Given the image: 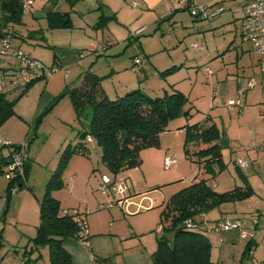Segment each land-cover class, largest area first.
Returning <instances> with one entry per match:
<instances>
[{"label":"rangeland","instance_id":"374dc122","mask_svg":"<svg viewBox=\"0 0 264 264\" xmlns=\"http://www.w3.org/2000/svg\"><path fill=\"white\" fill-rule=\"evenodd\" d=\"M43 1L33 0L34 10L39 9ZM98 1L101 4L104 3L103 12L105 15L113 17L102 28L97 29L95 24L92 27L86 24L87 35L90 30L93 34L98 32L100 35L98 40L94 38V35L92 38H84L82 31L77 28V25L83 26L87 23L85 18L90 19L92 16V9L99 4L98 2L97 6H94V0H78L76 2L75 5L82 8L85 13L80 16L75 12L76 10L73 12L74 28L72 23V28L66 29L70 32L51 29L45 32L43 39L49 40L50 46L52 44L68 46V43H78L76 44L78 47H84L89 40L91 43L89 44L94 46V50H97L99 46L110 45L108 51L112 49L111 54L105 51L106 54L96 58L91 54L87 55L93 51L91 48H83L84 52L81 53L84 55L79 58L82 62L80 64H86L89 61L86 64L87 67L93 62L91 64L92 71L102 78L100 83L106 88L108 87L109 90L112 88V84L116 85L118 81L122 82L127 78L131 82H136L137 89L139 88L143 94L150 97H160L164 94L163 92L170 93L173 90L182 92L188 100L184 110L191 109V116L186 119L179 115L171 119L167 123L166 129L159 135L158 146L145 149L139 156L141 157L140 166L118 175L124 178L128 187L127 194H137L128 198L120 207L116 205L115 197L110 192L103 194L100 190L101 175L105 174L111 179L114 176L102 165L100 147L92 138L86 136L81 141L84 155L72 154L66 159L63 167H60L65 147L69 144L76 146L80 143L79 136L76 134L86 131L91 118L90 112L87 110L78 119L70 98L67 95L60 96V94L66 86L77 81L86 71L82 70V66L77 65L78 74L81 75L78 76L77 72L72 71L73 69L70 71L57 66L53 68L45 63V67L54 70L51 77L36 80L34 84L29 85L26 93L22 98L17 99L15 104L14 112L19 116L21 113L28 119V122L25 123L26 131L21 136L22 142L18 143L27 145L29 158L26 162H28L30 172L27 174L28 185L23 186L21 190L26 189L28 196L26 199L14 201L10 212H8L12 227L6 229L4 235L8 236L6 240L10 243H3L5 247L4 245L0 247V264H20L22 250H19V253H14L13 250L18 246L25 247L29 237L36 235V224L39 223L40 217L38 199L41 200L51 175L59 168H62L60 185L52 191L51 195L57 197L61 205L75 203L76 207L82 208L81 210L87 208L91 211L100 207L99 211L87 213V210H84L82 212L86 213L85 217L91 222L98 220L99 226H104V229H108L112 214L115 218V221L110 225L112 228L121 229L120 231L123 232L129 223L140 229L143 238L153 243L156 242V236L163 235L157 227L162 211L160 203L168 200L173 193L188 186L198 173L196 159L190 160L184 154L182 127L204 122L206 116H209L219 129L221 135L220 154L226 164L224 170L217 174L212 182L214 192L223 193L236 186L248 185L253 191L249 199L235 204V212L224 215L231 219L236 216L235 219L240 220L246 230L251 229L250 222H254V219H260L259 225L263 226L264 90L260 84L259 57L250 51L248 42L241 41V25L234 22L223 27L218 25L220 20H223L220 18L221 15L225 16L230 12L228 9L221 15L205 20L190 16L189 8L205 6V4L195 5L192 0H162V3L157 4L154 8L143 4L142 0ZM200 1L207 2V0ZM67 2L69 4V1ZM70 6L73 7L71 4ZM215 9H217V5L209 11ZM165 12H168L169 15L173 13V15L163 21H157L155 17ZM24 13H26L25 16L28 15L27 22L29 24L26 23L36 27L37 24L31 21V13L26 10ZM137 30H141V32L135 35ZM231 39L236 40L235 47L242 43L245 44L243 49H235L233 45H230ZM13 42L25 50L37 47L33 46V43L29 44L30 42L20 43L17 39H13ZM194 44L198 50L191 48ZM229 46L230 50L228 51ZM52 49L50 52L46 48L40 50H44V54L51 58L53 56ZM216 52L219 53L218 56ZM134 59H139L141 62L138 68L140 71L132 69ZM8 61L10 60L0 61V68L6 69L9 66L8 63L12 62ZM113 65L116 72L117 70L119 72L114 71L110 74ZM173 67L178 69L165 76L161 75L162 72ZM49 80L51 82L47 85ZM251 80H255L257 85L247 90L244 100H261L260 107L262 108L261 111H257L258 116L255 117L254 112L250 113L251 115L246 113L247 108L253 110L257 107V105H246V101H243L245 104L241 110L226 109L224 103L236 99V89L246 88ZM55 83H58V86H55ZM19 92L13 91L9 99H15ZM15 116L7 120L1 128L12 131L13 122H17L18 126L19 124L23 126ZM13 131H15L14 136L18 137L19 128L16 127ZM164 157L173 158L176 163L170 168L164 169ZM237 161H241L245 167L238 169ZM0 168V182H3L6 188L9 181L7 165H0ZM16 187H11L9 193H6L5 202L8 198L19 196L21 190ZM143 196L158 197L156 203L158 206L139 215L125 216L123 212L129 213L128 204L125 205L126 202L138 201L139 197ZM30 198L32 199L30 200ZM108 204H112V207L108 208ZM130 208L131 211L134 209ZM217 210L214 209L205 216L208 221L205 234L210 244V260L217 261L218 248L229 245L230 247L223 250L221 254L224 258L221 264H241L242 254L240 253L250 238H240V232L244 228L239 231L230 230L239 232L237 243L235 245L228 243L220 245L219 237L223 233L208 230L214 225L213 220L217 216ZM261 231L263 233L255 236L258 244L251 254L260 264H264V230ZM246 232L248 233V231ZM168 238L170 239L171 236ZM12 245L15 247H11ZM46 249V246L40 248L42 257L37 263L49 264L47 262L48 250Z\"/></svg>","mask_w":264,"mask_h":264},{"label":"trees","instance_id":"16d2710c","mask_svg":"<svg viewBox=\"0 0 264 264\" xmlns=\"http://www.w3.org/2000/svg\"><path fill=\"white\" fill-rule=\"evenodd\" d=\"M69 2L74 6L77 0H69ZM205 6L211 13L212 11L209 9H212L213 5ZM103 7L100 2L96 7L100 12L95 24L97 29L104 27L109 19H113L112 16L105 15ZM25 9L22 0L0 1V39L9 37L13 42L15 36L6 29L10 24H22ZM46 19L49 29L72 28L70 13L49 11L46 13ZM37 34H39V30L30 32L26 38L36 40ZM103 52L97 53L95 51L94 53L95 56H99ZM8 59L12 62L8 63L9 66L6 69L0 68V75L17 70L18 62L15 58L0 57V60ZM139 66L136 68L133 63L135 71H140ZM175 69L178 68L173 67L162 72L161 75L165 76ZM39 79L42 77L32 78L15 99H9L14 90L0 93V128L7 120L16 115L14 111L17 99L22 98L29 85L34 84ZM101 80V77L87 70L74 86H66L60 96L67 95L70 98L78 119L85 111L89 110L91 118L88 128L84 132L85 137L89 136L96 142L101 150L100 161L102 165L114 177H117L130 169L139 167L141 151L158 146L159 135L166 129L167 123L179 115L188 119L191 116V109L184 110V106L188 103L187 97L177 90L170 93L163 92L164 94L160 97H150L136 88L122 96L109 99L102 83H100ZM182 128L184 130V154L190 160L196 159L198 173L188 186L173 193L161 206L162 211L159 215L158 225L160 227L159 232H162L163 235H157V248L150 258L153 264H214L217 262L210 260V244L205 234L208 221L204 219L205 216L214 209H221L224 204L233 205L229 206L226 211L221 209L222 214H232L236 209L235 204L249 199L253 191L248 185L236 186L223 193L214 192L212 182L215 176L224 170L226 164L223 162L222 154H220V132L209 116H206L204 122L185 125ZM77 135L80 136L81 132ZM81 141L76 146L69 144L65 147L66 149L61 156L60 167H63L66 159L72 154H85L83 147H81ZM19 146L20 144L11 142L10 146L4 147L11 149V156L14 149ZM10 156L3 160L5 165L8 164ZM61 169L53 172L39 202L40 217L36 235L28 241L27 246L17 247L13 250L14 253H19V250H22L20 264H37L40 256L33 258V254L44 246L48 249L49 264H72L70 254L63 249L64 240L73 237L86 242L89 239V235L88 238H83L80 235V222L85 221V213L79 211L73 213L74 210L62 211L58 200L51 195L52 191L60 185ZM28 173V162H26L24 174H22L23 178L17 176L10 178L7 192L9 193L13 186L18 188L25 185ZM127 196L130 198L128 194ZM226 219L234 220L235 218ZM218 221L221 220L214 219L213 223ZM257 227L258 224L254 226V228ZM168 236L171 238L169 239ZM255 236L247 240L242 253L241 264H255L253 257L248 256V253H251L255 246L253 245ZM92 262L94 264V261Z\"/></svg>","mask_w":264,"mask_h":264},{"label":"crops","instance_id":"0c3cea01","mask_svg":"<svg viewBox=\"0 0 264 264\" xmlns=\"http://www.w3.org/2000/svg\"><path fill=\"white\" fill-rule=\"evenodd\" d=\"M22 1H23V3L26 2L28 4V8H26L25 10L28 11L29 13H31V18H32L31 21L34 24H37L38 27L37 26L35 27V25H28L29 24L27 22V20H28L27 16L28 15L25 16L26 13H24L23 18H22V22H21L22 24L21 25L10 24V25H8L6 31H9L11 34H13V36L16 37V38L14 37V39H17L20 43L30 42L29 44L33 43L32 45L37 46V47L36 48L34 47L32 49H27V50H25L21 47L19 49H23L25 52H28L32 57L36 58V60H39L44 65L46 63V64L50 65V67L52 66L53 68L57 66L59 68H66L67 70H70V71L73 69L72 71L77 72V74H78L77 67H76L78 65V66H82L81 68L83 71L89 70V71L93 72L95 75H97L94 71H92L93 68H92L91 64H93V62L89 66L86 67V64L89 63V61L86 64L85 63L80 64L82 62L80 61L79 56H78L81 54V52H84L82 50L83 48H91V50H93V51L87 53V55L91 54V55L95 56L94 52L96 50L93 49L94 48L93 45H90L91 43L89 42V40H88V42L85 43L87 45H84V47H78V46H76V44H78V43H74V44L68 43V46L56 45V44H52L50 46L49 40L45 41L44 39H41L46 31L51 30L48 28V22H46L47 21V19H46V13L47 12L53 11V12L70 13L71 21L73 23V16H72L73 12L76 10L75 11L76 13L80 14V16H83L84 15L83 13H85V11L82 8H80L76 5H74V6L72 5L73 7L71 8V6H70L71 3L69 2V4H68V2H67L69 0H44L42 2V4L40 5L39 9L34 10L33 0H22ZM142 1H143V4L148 5L150 8H154L155 6H157V4L162 3V0H142ZM192 1H194L195 5L196 4L197 5H203V4L206 5L207 4L209 6L210 5H213V6L217 5V8H219V7L223 8V11L220 14H217V16L221 15L222 13H224L228 9L230 12L228 14H225V16L221 15L222 17H220V18H223V20H220L221 22L218 24V25H220V27H223L225 25L227 26L228 24H230L232 22L239 24V26L240 25L243 26V23H244V14H243L244 10H243V8H244L245 4L248 2V0H207V2H205V3H204V1H200V0H192ZM98 2H99L98 0H94V2H93L94 6H97ZM96 10H97L96 7L94 9H92L93 14H92V16H90V19H86V18L84 19L87 22V23H85V25H83V26L77 25V28L82 31L84 38L85 37L92 38V35H94V38H96L97 40L99 39L100 35L98 32H95V34H93V33H91V30H90V32H88L89 35H87V33H86L87 32L86 24H88L92 27L98 21L97 19L99 18L100 12L98 10L96 12ZM172 15H173V13H171L169 15L168 12H165L162 14H158L157 17H155V18L157 21L160 22V21H163L164 19H166L167 17H170ZM73 28H74V23H73ZM38 30H39V34H37L36 40L31 39V38L30 39L26 38L27 34H29L30 32L32 33L34 31H38ZM57 30L63 31V32H65V31L70 32V31H67L66 29H57ZM73 39H75V38H73ZM80 40L84 41L83 39H80ZM231 40H232V42L231 41L230 42L232 44L230 43V45L234 46L236 40L235 39H231ZM241 41L243 43L248 42L247 40L245 41L243 39H241ZM243 43L239 44L236 47L234 46V48L235 49L241 48V50H242L244 45H245ZM109 46L110 45H107V47H103L104 48L103 54H106L105 51H107L108 54H111L112 49L108 51ZM99 47H97V48H99ZM44 48L49 49L48 52H50V49L53 48L52 49L53 56L51 58H48V56H46L44 54V50H40V49H44ZM249 48L251 49L250 51L253 52L251 44H250ZM197 50H198V48H197ZM227 50L228 51L230 50V46L228 47ZM216 53L218 56L219 53L218 52H216ZM96 57H97V55L95 56V58ZM8 60H10V59H8ZM0 61L3 62L6 60H0ZM10 61H12V60H10ZM10 61H8V62H10ZM140 65H141V62H140ZM132 67H133V64H132ZM110 70H111L110 74L113 73L114 71L116 72L114 65H113V68ZM117 72H119V70H117ZM79 75H80V73L78 74V76ZM80 78L77 81H75L74 83H72L70 86H74L80 80ZM50 80L48 81L47 85L50 84V82H51ZM57 84L58 83H55L54 85L58 86ZM111 86H112V88L109 90V89H107L108 87L106 88L102 84V87H103V89H104V91H105V93L109 99H114L116 97L123 95L124 93H127L130 90L137 88L136 82L135 83L133 81L131 82L127 78H125V80H123L122 82L118 81V83L116 85L112 84ZM245 101H246V105H248V106L257 105V107L253 108V110H250L247 108L246 113L248 115H251L250 113L254 112L253 115H255V117L258 116L257 111L258 110L261 111V108H262V107H260L261 106V102H260L261 100H249V101L245 100ZM226 109H228V108H226ZM15 114H16L15 117L20 121V123H22L23 126H21L20 124L18 126L17 122H13L12 123V125H13L12 131H9V130L7 131L4 128H0V165H2V166L5 165L3 160L10 156L11 149L8 147L2 146L1 141L6 140V141L12 142L13 144H18V143L22 142L21 136H23L24 132L26 131V126H25L26 124L25 123L28 122V119L25 118L24 115H22L21 113H19L21 116H19L16 112H15ZM32 119H33V117H32ZM16 127H18L19 131H20V133H18L19 135L17 134L18 137L14 136L15 131H13V129ZM2 129H4V130H2ZM144 151H145V149L142 150L141 153H143ZM141 153H140V155H141ZM164 158H166V157H164ZM29 172H30V168H29ZM27 185H28V178L26 180V184L23 186H27ZM23 186L18 187L19 190H21L23 188ZM7 187H8V185H7ZM7 187L5 188L4 183L0 182V247L4 244H8V242L10 243V241L6 240V239H8V236L4 235V232L6 229H8V228L10 229L12 227L11 226L12 224H10L11 220L9 219L10 213H8V212H10L11 207L14 204V201H19V199H22V198L26 199V197L28 196V192L26 191V189L21 190V191H19V194H18L19 196L15 197V198L12 197L13 199L8 198L6 200L7 202H5L4 197H5L6 193H8ZM136 195L137 194L129 195V196L131 197V196H136ZM58 198H60V197L58 196ZM31 199L32 198H30V200ZM54 199H56V200H58V202H60L59 199H57V197H54ZM158 199H159L158 197L143 196L141 198L139 197L138 201H133V200L128 201V202H126L125 205L128 204L127 210H129V213L123 212V214L128 217V216L139 215L144 211H150V210H152V208H156L158 206V205L156 206ZM38 202H40V199H38ZM164 202L165 201H162L160 203L161 206L163 205ZM227 205L224 204L223 206H221V209L226 211V210H228V207L233 205V204H227ZM130 207H132L134 209L131 211ZM60 209L62 211L75 210V211H79L80 213H83L82 211H84V210L85 211L90 210L87 208L81 210L82 208L80 206L76 207L75 203L62 204V205L60 204ZM221 209H218L220 212L217 210L218 213H217V216L215 219L224 220L226 218H231V217H226V215L222 214ZM84 219H85V223L87 224V227H88L89 239L86 242H82L76 238L69 237V238H66L63 242V247H64L63 249H65L70 254V256H71L70 261H72V264H91V260L94 261V264H153V261L150 257L157 248V245H156L157 244V236H156V242L153 243L152 241L143 238L144 236L142 233H140V229L137 228L136 226L133 227L129 223L127 225V228L125 227V230H123V232L120 231L121 229L112 228L110 225L113 221H115V218L112 216V214L110 215L111 221H109L110 224L108 226V229H104V226H99V224L97 222L98 220L91 222V220L86 218V217ZM204 219H206V218H204ZM261 222H263V221H261ZM158 223H159V221H158ZM259 223H260V219L259 220L254 219V222L253 221L250 222L249 227L252 228ZM38 224H36V225L38 226ZM157 227H158V229H160L158 224H157ZM122 229H124V228H122ZM260 233H263V231H261V229L258 230L256 235H258ZM238 235H239V232H237V231H228L225 233L223 232V234H220V237H219V240H221V241H219L220 245H226L227 243L235 245L238 241ZM29 238L32 239L33 237H29ZM217 238H218V236H217ZM257 244H258V241L255 240L253 242V245L256 246ZM25 246H27V244ZM237 246H238V244H237ZM255 246L253 247V250L255 249ZM4 247H5V245H4ZM11 247H15V245H12ZM228 247H230V246L229 245L220 246L218 248L219 249L218 255L216 254L217 255V261H213V262L223 263L224 258L221 256V254H222L223 250L228 249ZM18 248H20V246H18ZM244 248L245 247H243L242 253L244 251ZM234 249H236V247H234ZM46 250H48V249H46ZM242 253H240V254H242ZM38 255L40 256V258L42 257V251L40 249L38 252L33 254V258L37 257ZM255 259L256 258L253 257V263L260 264L257 261V259H256V261H255ZM48 261H49V258H48ZM37 264H39V263H37Z\"/></svg>","mask_w":264,"mask_h":264},{"label":"built area","instance_id":"2783aa9c","mask_svg":"<svg viewBox=\"0 0 264 264\" xmlns=\"http://www.w3.org/2000/svg\"><path fill=\"white\" fill-rule=\"evenodd\" d=\"M135 5V4H134ZM133 5V6H134ZM24 6L28 8V4L24 2ZM244 23L242 27L241 39L247 40L252 47V51L259 57V65L261 69V79L260 84L264 90V0H248L244 6ZM223 11L221 7L208 12L206 6L203 7H193L190 9V16L201 19H209L215 17L217 14H220ZM141 30H137L135 35H138ZM193 50H197V46L194 44L191 47ZM97 53H102L104 51L103 47H99ZM84 53L79 55V58H82ZM0 57L9 58L13 57L18 62L17 70L12 71L11 73H5L0 75V93H7L8 91H21L26 85L36 76H41L42 78L49 79L54 70H50L43 63L22 49H19L9 37L0 39ZM134 66L137 68L140 65L139 59H134ZM257 85L255 80H251L248 83L246 88L239 87L237 90V97L235 100H228L224 103V106L229 110H241L245 104L244 96L246 95L247 90L254 88ZM3 146H10V141H1ZM26 144H20L19 147L15 148L13 153L10 156L9 162H7L8 170V180L12 177L23 178L24 167L26 161L28 160ZM176 163V160L170 157L164 158V169L170 168L173 164ZM239 168H244L245 165L241 161H237ZM17 188V187H16ZM100 190L103 194L111 193L115 197L116 205L123 206L125 201L128 199L127 192L128 187L124 182V178L121 176L114 177L111 179L109 176L102 174L101 175V186ZM121 199V200H120ZM108 208L112 207V204L107 205ZM101 208L98 207L94 211L88 210L87 213L99 211ZM77 211H73L76 213ZM86 215V213H85ZM264 216V213L262 214ZM81 237L88 238L89 232L88 227L85 221H81ZM262 225L258 224V229L264 230V222ZM244 224L238 220L224 219L215 223L211 229L213 232L223 233L230 230H238L244 228ZM257 228L252 227L249 230L245 228L240 232V238L245 239L247 237L252 238L255 236ZM248 231V233L246 232ZM221 241V240H220ZM252 253V252H251ZM248 253L249 257H252L253 254ZM247 262L249 260L247 259ZM91 264H93L91 260ZM214 264H221L219 262Z\"/></svg>","mask_w":264,"mask_h":264},{"label":"water","instance_id":"95a60500","mask_svg":"<svg viewBox=\"0 0 264 264\" xmlns=\"http://www.w3.org/2000/svg\"><path fill=\"white\" fill-rule=\"evenodd\" d=\"M85 139V133H81V135L79 136V140H84Z\"/></svg>","mask_w":264,"mask_h":264}]
</instances>
